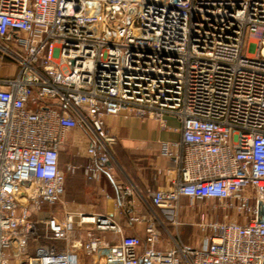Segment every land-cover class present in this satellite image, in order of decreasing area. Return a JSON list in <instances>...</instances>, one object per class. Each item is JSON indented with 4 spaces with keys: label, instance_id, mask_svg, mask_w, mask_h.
Here are the masks:
<instances>
[{
    "label": "built area",
    "instance_id": "2783aa9c",
    "mask_svg": "<svg viewBox=\"0 0 264 264\" xmlns=\"http://www.w3.org/2000/svg\"><path fill=\"white\" fill-rule=\"evenodd\" d=\"M0 59L14 67L0 78V264H264V0H0ZM128 111L179 122L160 145L177 176L148 192L158 212L122 224L67 209L60 151L77 128L86 177L131 194L105 131Z\"/></svg>",
    "mask_w": 264,
    "mask_h": 264
},
{
    "label": "crops",
    "instance_id": "0c3cea01",
    "mask_svg": "<svg viewBox=\"0 0 264 264\" xmlns=\"http://www.w3.org/2000/svg\"><path fill=\"white\" fill-rule=\"evenodd\" d=\"M5 64L0 59V78L8 74V70L10 73L13 72L14 67L10 68V65ZM166 119L171 129L160 127L158 121L153 118L142 119L133 111L106 118L105 131L112 155L107 170L132 189L131 194L123 201H120L115 185L106 173H101L94 179L86 177L84 169L88 161L86 145L91 135L79 128L68 131L66 143L60 151V168L66 173L65 193L62 196L64 206L70 210L110 214L122 224L126 209L133 208L140 214L158 212L150 203L148 192L167 188L169 180L177 176L171 160L160 153L161 142L180 139V131L173 129L179 127V122L171 116H166ZM69 165H76L77 168L69 171ZM86 186L93 189V198L87 201L93 203L92 208L82 205L85 198L76 194V192L83 194ZM182 202L185 204L186 200ZM183 209L184 207L181 212ZM181 215L186 218L185 214ZM126 232L143 236L140 226L126 228ZM162 236L165 237L163 233ZM163 237L157 244L159 248L169 246Z\"/></svg>",
    "mask_w": 264,
    "mask_h": 264
},
{
    "label": "rangeland",
    "instance_id": "374dc122",
    "mask_svg": "<svg viewBox=\"0 0 264 264\" xmlns=\"http://www.w3.org/2000/svg\"><path fill=\"white\" fill-rule=\"evenodd\" d=\"M65 193V184L63 185V194ZM92 193H93V189L91 188V186H86L85 192L82 194L81 192H76L77 195H79V197H83L85 198L84 202L82 203V205L88 207V208H92L93 203L92 202H87L88 199L93 198L92 197ZM186 200V199H185ZM205 209H207V207L202 206H194L193 208L191 207H186L183 209V211L181 212V214H185L187 219H193L195 217H197V215L202 212L205 211ZM77 210V209H74ZM217 217H220L219 215L216 214ZM197 233L196 231L191 228L190 226L185 227L183 229V233L181 234V239L186 242L189 245H193L196 243L195 239H196ZM106 238L110 239L111 235L110 234H106L105 235ZM86 263L89 264V259L86 260Z\"/></svg>",
    "mask_w": 264,
    "mask_h": 264
},
{
    "label": "water",
    "instance_id": "95a60500",
    "mask_svg": "<svg viewBox=\"0 0 264 264\" xmlns=\"http://www.w3.org/2000/svg\"><path fill=\"white\" fill-rule=\"evenodd\" d=\"M260 209H261L260 220H264V205L263 204H260ZM102 264H105V263H102Z\"/></svg>",
    "mask_w": 264,
    "mask_h": 264
}]
</instances>
